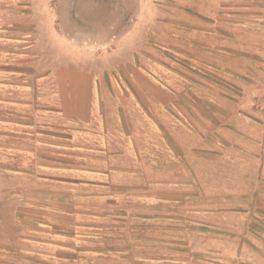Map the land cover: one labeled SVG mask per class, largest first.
Returning <instances> with one entry per match:
<instances>
[{"label":"crops","instance_id":"0c3cea01","mask_svg":"<svg viewBox=\"0 0 264 264\" xmlns=\"http://www.w3.org/2000/svg\"><path fill=\"white\" fill-rule=\"evenodd\" d=\"M111 5L91 38L115 48L67 67L127 95L114 113L84 96L36 168L0 165V264H264V5Z\"/></svg>","mask_w":264,"mask_h":264},{"label":"rangeland","instance_id":"374dc122","mask_svg":"<svg viewBox=\"0 0 264 264\" xmlns=\"http://www.w3.org/2000/svg\"><path fill=\"white\" fill-rule=\"evenodd\" d=\"M115 1L30 0L24 8L31 18L26 30L8 26L17 14L15 2L0 1V24L5 29L0 40V165L12 162L17 169H32L46 150L55 156V147L48 144L57 140L54 133L61 128L62 115L95 108L81 103L84 96L95 101L99 113L120 111L116 104L127 91L116 85V76H101L100 86L90 92L67 67L71 60H86L88 54L97 55L103 64V54L115 48L114 41L91 38H103L105 23L118 21L110 15ZM255 1L264 5V0ZM24 131L32 134L25 137ZM13 148L16 151L9 153L7 149ZM257 234L264 235V228Z\"/></svg>","mask_w":264,"mask_h":264}]
</instances>
